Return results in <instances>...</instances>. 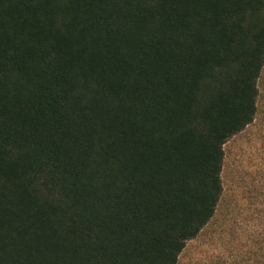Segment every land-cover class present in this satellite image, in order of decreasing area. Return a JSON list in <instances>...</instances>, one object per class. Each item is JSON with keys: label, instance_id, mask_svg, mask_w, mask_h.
<instances>
[{"label": "trees", "instance_id": "trees-1", "mask_svg": "<svg viewBox=\"0 0 264 264\" xmlns=\"http://www.w3.org/2000/svg\"><path fill=\"white\" fill-rule=\"evenodd\" d=\"M263 69L264 0H0V264H179Z\"/></svg>", "mask_w": 264, "mask_h": 264}, {"label": "rangeland", "instance_id": "rangeland-1", "mask_svg": "<svg viewBox=\"0 0 264 264\" xmlns=\"http://www.w3.org/2000/svg\"><path fill=\"white\" fill-rule=\"evenodd\" d=\"M223 195L209 226L179 264H230L256 253L264 233V69L255 121L225 145Z\"/></svg>", "mask_w": 264, "mask_h": 264}]
</instances>
